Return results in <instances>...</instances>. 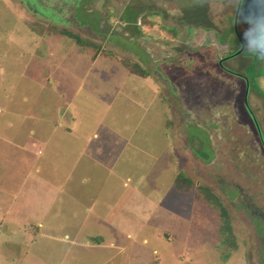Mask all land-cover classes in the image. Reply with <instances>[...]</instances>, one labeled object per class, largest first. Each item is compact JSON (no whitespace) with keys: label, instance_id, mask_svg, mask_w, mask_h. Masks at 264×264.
<instances>
[{"label":"rangeland","instance_id":"374dc122","mask_svg":"<svg viewBox=\"0 0 264 264\" xmlns=\"http://www.w3.org/2000/svg\"><path fill=\"white\" fill-rule=\"evenodd\" d=\"M236 2L0 0V264H264V99L247 54L223 59L252 45Z\"/></svg>","mask_w":264,"mask_h":264},{"label":"trees","instance_id":"16d2710c","mask_svg":"<svg viewBox=\"0 0 264 264\" xmlns=\"http://www.w3.org/2000/svg\"><path fill=\"white\" fill-rule=\"evenodd\" d=\"M123 14L121 18L125 20L126 23H130L132 19H134L133 23H135V18L137 15H145L146 13H139L131 19L127 18ZM171 32L173 35L175 34L174 29L171 30ZM60 34L71 38L76 46H86L93 48V46L89 45L86 42H83L79 37L70 32L62 30L60 31ZM38 35H40V33H38ZM251 39L252 45L247 49L243 47L242 50L233 57L246 56V54L248 55L247 63L244 65L243 69L244 74L241 75V78L247 83V88L254 90L264 99V92L261 91L258 86L259 80L264 79V23L253 27ZM239 40L240 42H242L241 38ZM219 41L223 43L222 39H219ZM227 41L231 43V48L227 55L223 57V59L229 57L238 50V47H234L235 43L233 42L235 41L231 42L229 39ZM94 50L97 51V48H94ZM120 65L126 70L128 74L136 75L139 77H146V71L142 70L136 63L128 62L126 59H124L122 60ZM187 143L189 150L193 152L196 157H199L204 161H207L209 159V153L202 139L190 136L188 137ZM172 185L174 189L180 193H191L192 191L194 200L196 199L197 201L204 202L209 209L214 211L218 217L216 233L219 239L224 241L226 244H232L234 242L229 217L216 196L210 193L207 188H204L202 186L194 187L192 182L181 172H176L173 175Z\"/></svg>","mask_w":264,"mask_h":264},{"label":"water","instance_id":"95a60500","mask_svg":"<svg viewBox=\"0 0 264 264\" xmlns=\"http://www.w3.org/2000/svg\"><path fill=\"white\" fill-rule=\"evenodd\" d=\"M238 21L245 27H254L264 23V0H243L238 11ZM239 52L240 50L229 57H233Z\"/></svg>","mask_w":264,"mask_h":264},{"label":"crops","instance_id":"0c3cea01","mask_svg":"<svg viewBox=\"0 0 264 264\" xmlns=\"http://www.w3.org/2000/svg\"><path fill=\"white\" fill-rule=\"evenodd\" d=\"M120 67H121V69L124 71V72H123L124 75H125V73L128 74V73L126 72V70H125L122 66H120ZM128 75H132V74H128ZM138 77H139V76H138ZM142 78H146V77H142ZM69 114H70V116H71V113H67V114L61 113V115H62L63 117H65L67 120H70V121L74 120L75 117L72 116L73 118H71V117H69ZM60 126H61V125H60ZM164 126H165V123H164ZM165 128H166V127H165ZM62 131H65V133H70V132H71L70 125H69V127H68V125H67L66 127H63V130H62ZM38 153H39V152H38Z\"/></svg>","mask_w":264,"mask_h":264},{"label":"flooded vegetation","instance_id":"af4514ba","mask_svg":"<svg viewBox=\"0 0 264 264\" xmlns=\"http://www.w3.org/2000/svg\"><path fill=\"white\" fill-rule=\"evenodd\" d=\"M242 3H243V0H237V2H236L235 12H234V15L232 17V20L234 22H237L238 21V11H239V8L242 5ZM229 58H231V57H229ZM224 59H228V57H226Z\"/></svg>","mask_w":264,"mask_h":264}]
</instances>
